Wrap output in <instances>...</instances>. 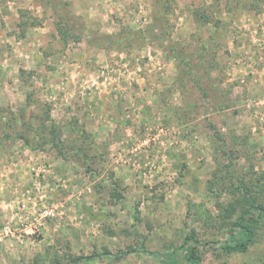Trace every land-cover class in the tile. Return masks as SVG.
<instances>
[{"label":"rangeland","instance_id":"1","mask_svg":"<svg viewBox=\"0 0 264 264\" xmlns=\"http://www.w3.org/2000/svg\"><path fill=\"white\" fill-rule=\"evenodd\" d=\"M251 204L264 0H0V264H264L220 247Z\"/></svg>","mask_w":264,"mask_h":264},{"label":"trees","instance_id":"2","mask_svg":"<svg viewBox=\"0 0 264 264\" xmlns=\"http://www.w3.org/2000/svg\"><path fill=\"white\" fill-rule=\"evenodd\" d=\"M43 128L48 129L49 127L44 123ZM258 222L264 223V206L251 204L230 228L232 243H223L220 246L221 249L228 253L246 252L255 237ZM179 249L182 250L181 255L178 254ZM144 252L153 255L164 264H180V258L184 261V264H200L201 262L199 243L192 235L186 237L180 246H168L162 253L147 250H144ZM108 254L118 257L122 255V253Z\"/></svg>","mask_w":264,"mask_h":264},{"label":"crops","instance_id":"3","mask_svg":"<svg viewBox=\"0 0 264 264\" xmlns=\"http://www.w3.org/2000/svg\"><path fill=\"white\" fill-rule=\"evenodd\" d=\"M242 46L244 47V45L242 44ZM243 50H244V48H241V52H240V57H239V60L237 61L238 62V64L236 63V65H238V67H243V66H245L244 68H247V60H245L246 58L244 57V56H242V52H243ZM246 65H245V64ZM235 65V66H236ZM251 66H253L252 64H250ZM249 66V65H248ZM243 72H245V74L246 75H239V77H241V81L242 82H244V76H245V78L247 79V75H248V69L247 70H245V71H243ZM247 83V80H245V82L243 83V85H245ZM246 88V90H245V92H244V97L246 98V93H247V87H245ZM243 95V94H242ZM248 97V96H247Z\"/></svg>","mask_w":264,"mask_h":264},{"label":"built area","instance_id":"4","mask_svg":"<svg viewBox=\"0 0 264 264\" xmlns=\"http://www.w3.org/2000/svg\"><path fill=\"white\" fill-rule=\"evenodd\" d=\"M53 214H54V209L52 207L43 206L39 215L34 213L32 220L36 223L38 220L45 218V217H48V216H51ZM34 222H32L31 224H34Z\"/></svg>","mask_w":264,"mask_h":264}]
</instances>
